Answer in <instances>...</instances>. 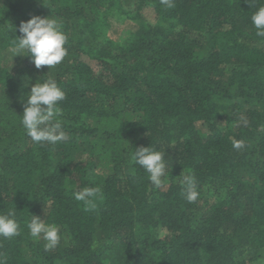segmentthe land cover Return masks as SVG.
Segmentation results:
<instances>
[{
  "label": "trees",
  "instance_id": "trees-1",
  "mask_svg": "<svg viewBox=\"0 0 264 264\" xmlns=\"http://www.w3.org/2000/svg\"><path fill=\"white\" fill-rule=\"evenodd\" d=\"M172 3L0 0V214L15 210L20 224L0 237L3 264H264V37L251 23L264 0ZM33 16L67 36L51 69L13 50ZM49 78L66 97L69 138L55 145L20 123L31 87ZM140 147L165 155L159 189L132 160ZM93 186V206L75 200ZM32 215L59 226L56 248L29 235Z\"/></svg>",
  "mask_w": 264,
  "mask_h": 264
},
{
  "label": "clouds",
  "instance_id": "clouds-1",
  "mask_svg": "<svg viewBox=\"0 0 264 264\" xmlns=\"http://www.w3.org/2000/svg\"><path fill=\"white\" fill-rule=\"evenodd\" d=\"M161 4L171 8L172 0H160ZM252 4V0H246ZM251 23L256 29L258 37H264V6H260L252 15ZM21 36L12 41L15 52L26 51L31 63L40 69L47 66L49 69L59 65L67 55L65 47L67 36L62 31V26L54 18H41L33 16L28 21H22L19 26ZM65 93L53 78L37 82L31 87L27 95L23 115L20 123L33 142H48L57 144L68 140V135L63 131L62 110L59 102L65 100ZM235 149L245 147L243 140L233 141ZM135 165L140 166L147 174L154 188L159 189L166 175L167 163L163 152L153 147H140L132 154ZM181 195L188 203H194L199 198L196 178L192 174L181 176ZM100 193L99 187H84L81 191L74 192V198L85 205L93 206V199ZM16 211H9L6 215L0 214V237L12 238L20 234V224L15 218ZM29 235L45 241V249L56 248L61 240L60 228L55 223H45L41 218L32 215L26 224ZM0 264L3 261L0 260Z\"/></svg>",
  "mask_w": 264,
  "mask_h": 264
},
{
  "label": "rangeland",
  "instance_id": "rangeland-1",
  "mask_svg": "<svg viewBox=\"0 0 264 264\" xmlns=\"http://www.w3.org/2000/svg\"><path fill=\"white\" fill-rule=\"evenodd\" d=\"M136 2V0H124V4L126 5V6H132V4L133 3H135ZM145 15H149L150 13H149V11H148V9H145ZM150 20V19H149ZM114 26H115V24H114ZM119 27H120V29H119V32L118 33H120L123 29H125V30H128L129 32H132V31H134L132 28H130V27H128V28H126V26H122V25H120L119 24ZM118 27V28H119ZM118 28L115 30L114 28H113V38L115 37V38H117V30H118ZM124 32H122L121 34H123ZM120 35V34H119ZM118 35V36H119ZM11 67H13L14 68V72H17L18 70H21V69H23V68H25V66L22 64V63H20L19 61H14V62H12L11 63V66H10V68Z\"/></svg>",
  "mask_w": 264,
  "mask_h": 264
}]
</instances>
